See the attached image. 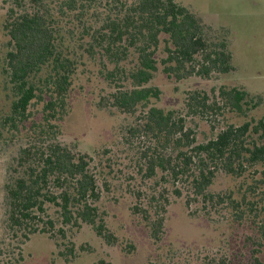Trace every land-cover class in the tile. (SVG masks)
<instances>
[{
	"label": "trees",
	"instance_id": "trees-1",
	"mask_svg": "<svg viewBox=\"0 0 264 264\" xmlns=\"http://www.w3.org/2000/svg\"><path fill=\"white\" fill-rule=\"evenodd\" d=\"M0 34L6 41L0 147L11 150L2 186L0 264H20L36 235L52 241L69 262L77 251L68 233L82 224L116 244L98 205L110 180L131 197L129 212L154 247L165 234L169 206L182 199L189 216L245 230L232 254L210 258L198 251L191 253L195 262L263 264L264 116L213 130L202 143L188 126L202 116L247 118L261 99L219 86L188 92L180 109L165 111L155 104L160 90L149 86L158 64L176 82L230 72L227 30L206 25L176 0H0ZM88 65L105 83L96 107L122 117L117 141L91 154L61 140L70 92ZM219 174L234 181L233 188L212 191ZM175 257L170 248L147 264H176Z\"/></svg>",
	"mask_w": 264,
	"mask_h": 264
},
{
	"label": "rangeland",
	"instance_id": "rangeland-1",
	"mask_svg": "<svg viewBox=\"0 0 264 264\" xmlns=\"http://www.w3.org/2000/svg\"><path fill=\"white\" fill-rule=\"evenodd\" d=\"M190 8L202 21L216 30H227L232 54V70L223 75L208 79L193 76L176 82L161 71L155 73L149 86L160 90L156 106L162 110H178L186 93L199 90L210 93L219 87H238L250 96L261 99V104L248 113V117H238L226 113L222 118L195 117L188 120L194 130L198 143L207 141L213 134L228 124L241 125L250 118L264 116V0H176ZM5 39L0 34V56L5 48ZM105 89L95 67L88 65L79 71L69 95V114L62 123L63 143L73 146L80 152L91 154L94 150L111 147L118 137L122 117L116 113L99 110L96 107L98 95ZM4 94L0 87V107L4 105ZM121 148V147H119ZM8 148L0 147V235L3 218L2 186L5 167L10 159ZM107 171V170H105ZM104 172V171H103ZM105 174V173H104ZM117 176L120 175L117 173ZM258 176V175H257ZM112 177V176H111ZM110 192H103L99 201L101 211L105 212L107 228L116 237L117 243L107 245L98 238L92 229L82 224L68 233L67 239L74 243L77 257L69 262L59 256L54 243L43 235L31 238L24 246L23 261L20 264H95L105 260L111 264H147L156 260L161 253L173 249L178 257L176 264L196 261L191 253L201 251L202 256L214 257L218 253L232 254L239 247L245 230L229 225H215L201 217L189 216L182 199H175L169 206L165 224V234L159 249L150 241L147 230L131 216L130 196L124 194L117 182L110 180ZM235 182L219 174L210 189L221 191L233 188ZM133 245L134 251L122 252V247ZM85 247L86 252L79 248ZM184 255L182 257V253ZM180 256V257H179ZM192 258V259H191ZM264 264V248L260 256ZM194 259V260H193ZM208 264V263H207Z\"/></svg>",
	"mask_w": 264,
	"mask_h": 264
}]
</instances>
